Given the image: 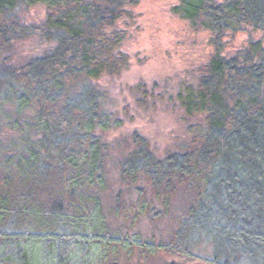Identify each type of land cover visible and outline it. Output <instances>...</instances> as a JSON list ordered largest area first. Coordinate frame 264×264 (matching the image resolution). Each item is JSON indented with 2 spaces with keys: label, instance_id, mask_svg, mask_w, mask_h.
I'll return each mask as SVG.
<instances>
[{
  "label": "trees",
  "instance_id": "1",
  "mask_svg": "<svg viewBox=\"0 0 264 264\" xmlns=\"http://www.w3.org/2000/svg\"><path fill=\"white\" fill-rule=\"evenodd\" d=\"M137 3L0 0V264H121V249L163 253L159 264H264V0L172 6L216 45L178 83L185 115L203 120L162 158L134 136L119 163L127 208L168 219L171 231L160 240L119 235L108 222L103 198L113 186L102 132L121 119L104 81L129 67ZM38 5L45 18L27 22L23 12ZM247 27L261 36L223 55L222 37ZM139 93L143 109L156 101L147 87ZM6 130L11 144L1 139ZM12 170L16 194L4 190ZM180 197L185 208L174 211ZM201 241L211 255L194 250Z\"/></svg>",
  "mask_w": 264,
  "mask_h": 264
},
{
  "label": "rangeland",
  "instance_id": "2",
  "mask_svg": "<svg viewBox=\"0 0 264 264\" xmlns=\"http://www.w3.org/2000/svg\"><path fill=\"white\" fill-rule=\"evenodd\" d=\"M177 1L138 0L133 8L135 19L130 25V35L126 42V48L131 54L129 67L122 74L107 77L104 81L113 102L111 111L121 119L119 125L102 132L110 145L107 166L113 186L103 198L104 208L109 224L119 235L139 233L143 238L160 240L169 235L172 227L168 219L160 221L151 218L149 214L136 216L127 208L129 195L120 178L119 163L133 149V137L145 138L147 148L156 158H162L188 139V127L191 124L203 120V115H185L176 99L178 83L188 80L190 70L209 58L216 51V45L211 42L210 32L193 31L188 20L172 12V6ZM23 15L29 23L40 22L45 18L46 7L38 5L28 8ZM260 36V31L252 27L229 32L219 41L221 52L233 57L250 40ZM141 86L155 91L153 98L156 101L150 100L147 109L137 104ZM12 132L6 130L1 139L9 141L14 136ZM3 175L1 173L0 178ZM9 175L4 190L9 189L12 194L22 191L20 178L13 170ZM140 186L151 193L152 188L146 180ZM136 195V192L133 193V198ZM174 204V211L185 208L184 197H180ZM173 213L172 217L176 215V212ZM194 250L205 256L213 253L205 241L197 243ZM119 258L121 264H159L165 256L162 253V256L151 255L146 258L138 249H121Z\"/></svg>",
  "mask_w": 264,
  "mask_h": 264
}]
</instances>
